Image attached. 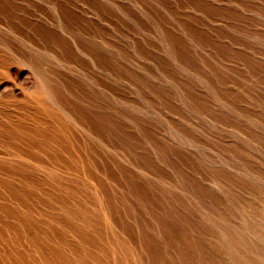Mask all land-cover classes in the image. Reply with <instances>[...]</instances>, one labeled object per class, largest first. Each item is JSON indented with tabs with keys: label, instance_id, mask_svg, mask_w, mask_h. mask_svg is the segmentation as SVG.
Segmentation results:
<instances>
[{
	"label": "rangeland",
	"instance_id": "obj_1",
	"mask_svg": "<svg viewBox=\"0 0 264 264\" xmlns=\"http://www.w3.org/2000/svg\"><path fill=\"white\" fill-rule=\"evenodd\" d=\"M0 264H264V0H0Z\"/></svg>",
	"mask_w": 264,
	"mask_h": 264
}]
</instances>
